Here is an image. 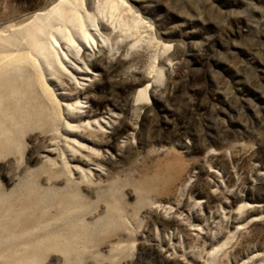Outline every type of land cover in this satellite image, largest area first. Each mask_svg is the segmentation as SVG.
I'll use <instances>...</instances> for the list:
<instances>
[{"label": "rangeland", "instance_id": "obj_1", "mask_svg": "<svg viewBox=\"0 0 264 264\" xmlns=\"http://www.w3.org/2000/svg\"><path fill=\"white\" fill-rule=\"evenodd\" d=\"M48 1L0 0V264H264V0H118L39 69Z\"/></svg>", "mask_w": 264, "mask_h": 264}, {"label": "bare ground", "instance_id": "obj_2", "mask_svg": "<svg viewBox=\"0 0 264 264\" xmlns=\"http://www.w3.org/2000/svg\"><path fill=\"white\" fill-rule=\"evenodd\" d=\"M125 5L124 2L118 0H103L96 4L95 11L91 13L86 7L84 0H49L38 10L28 13L21 17L19 33L21 41L19 49L10 50V56L18 57V62L30 63V66L41 69L40 61L44 58H52L61 66V54L67 57L64 53L62 45H66V49L74 51L73 63L80 62L82 59H87V55L80 49L87 51L90 48L95 49V39L88 31L86 21L96 36H101V29H104L105 20L110 21L114 29L118 27L117 19L118 12ZM107 6V9H105ZM107 10V16L103 15ZM100 22H98L97 21ZM105 22V23H104ZM104 23V24H103ZM91 30V29H90ZM15 31V30H12ZM82 38V47L76 49L74 36ZM8 42V40L6 41ZM21 49L26 52H21ZM80 52H82L80 54ZM65 60V58L63 59ZM11 65V64H10ZM147 85L142 91L137 93V99H144L147 96Z\"/></svg>", "mask_w": 264, "mask_h": 264}]
</instances>
